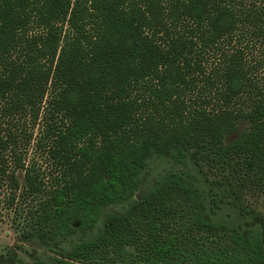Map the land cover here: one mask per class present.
Segmentation results:
<instances>
[{
	"label": "trees",
	"instance_id": "1",
	"mask_svg": "<svg viewBox=\"0 0 264 264\" xmlns=\"http://www.w3.org/2000/svg\"><path fill=\"white\" fill-rule=\"evenodd\" d=\"M257 42L264 0H0V184L32 203L21 237L53 245L127 204L29 264H264V217L243 203L264 191ZM44 118L51 184L29 158L26 128ZM168 154L221 170V192L170 171L143 194ZM215 195L254 225L214 218Z\"/></svg>",
	"mask_w": 264,
	"mask_h": 264
},
{
	"label": "rangeland",
	"instance_id": "2",
	"mask_svg": "<svg viewBox=\"0 0 264 264\" xmlns=\"http://www.w3.org/2000/svg\"><path fill=\"white\" fill-rule=\"evenodd\" d=\"M250 52L254 58L264 60V42L249 43ZM216 57H212L211 61L216 62ZM261 76L262 84H264V67L258 71ZM47 118L42 119L39 123H28L27 133L33 134L31 145L29 146V158L31 162H36L45 180L51 184L56 174L55 167L49 155L45 143H41L39 139L45 135L47 130ZM170 171L181 172L189 178L196 180L200 188L215 193L221 192L218 187L213 185L216 179L223 178V172L218 169H209L204 167L203 170L196 167L189 159L178 162L172 156H153L149 160V165L144 172L143 185L140 191L150 188L160 177ZM22 174L20 177L22 178ZM215 190V191H214ZM137 192V194L140 193ZM209 199L211 215L219 220L229 221L230 223L248 230L254 225L255 220L249 215H243L237 209L229 207L225 203L217 205L215 200ZM217 200V199H216ZM233 200V199H232ZM243 203L249 208L255 209L264 217V191L248 190L243 193ZM31 202L19 199L17 197L16 204L11 206L9 203V190L5 184H0V264H29L33 263L37 258L47 262H52L56 257H61L62 251L69 250L77 243L91 238L101 229L104 218L112 211H121L127 204H113L104 208L100 214L98 222L90 231L83 233L79 231L77 234L68 237H59L53 245H49L39 240H23L19 224L27 214V210L31 208ZM219 206V207H216ZM261 224V220H256ZM17 228V229H16ZM13 252V253H12ZM34 252V253H33ZM35 254V256H34ZM96 264V263H91Z\"/></svg>",
	"mask_w": 264,
	"mask_h": 264
},
{
	"label": "water",
	"instance_id": "3",
	"mask_svg": "<svg viewBox=\"0 0 264 264\" xmlns=\"http://www.w3.org/2000/svg\"><path fill=\"white\" fill-rule=\"evenodd\" d=\"M143 194H145V192H144V191H143ZM137 196H138V198H140V197H141V195H140V194H138Z\"/></svg>",
	"mask_w": 264,
	"mask_h": 264
}]
</instances>
